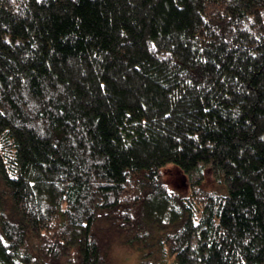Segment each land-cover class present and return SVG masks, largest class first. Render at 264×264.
<instances>
[{
  "label": "trees",
  "instance_id": "trees-1",
  "mask_svg": "<svg viewBox=\"0 0 264 264\" xmlns=\"http://www.w3.org/2000/svg\"><path fill=\"white\" fill-rule=\"evenodd\" d=\"M0 173V264H264V0H0Z\"/></svg>",
  "mask_w": 264,
  "mask_h": 264
},
{
  "label": "rangeland",
  "instance_id": "rangeland-1",
  "mask_svg": "<svg viewBox=\"0 0 264 264\" xmlns=\"http://www.w3.org/2000/svg\"><path fill=\"white\" fill-rule=\"evenodd\" d=\"M163 176L170 189L177 191L181 195H187L190 190V179L186 173L175 163L169 162L163 166ZM203 178L201 185L210 190H216L219 193L226 194L228 185L218 180L213 174L211 164H205L203 167ZM5 210L13 217H17L11 195L4 184L0 173V210ZM95 233L104 241V264H140L142 252L122 241L120 235L110 228L108 222L99 221L95 226ZM151 254L148 261L155 263L158 260V254L155 248H151Z\"/></svg>",
  "mask_w": 264,
  "mask_h": 264
}]
</instances>
